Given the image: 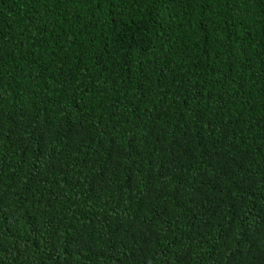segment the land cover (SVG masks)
I'll return each instance as SVG.
<instances>
[{"label": "trees", "instance_id": "obj_1", "mask_svg": "<svg viewBox=\"0 0 264 264\" xmlns=\"http://www.w3.org/2000/svg\"><path fill=\"white\" fill-rule=\"evenodd\" d=\"M0 264H264V0H0Z\"/></svg>", "mask_w": 264, "mask_h": 264}]
</instances>
